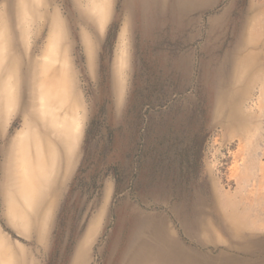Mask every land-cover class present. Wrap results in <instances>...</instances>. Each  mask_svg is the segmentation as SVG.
I'll return each instance as SVG.
<instances>
[{
	"label": "rangeland",
	"instance_id": "obj_1",
	"mask_svg": "<svg viewBox=\"0 0 264 264\" xmlns=\"http://www.w3.org/2000/svg\"><path fill=\"white\" fill-rule=\"evenodd\" d=\"M169 4L0 0V264H264V0Z\"/></svg>",
	"mask_w": 264,
	"mask_h": 264
},
{
	"label": "snow or ice",
	"instance_id": "obj_2",
	"mask_svg": "<svg viewBox=\"0 0 264 264\" xmlns=\"http://www.w3.org/2000/svg\"><path fill=\"white\" fill-rule=\"evenodd\" d=\"M151 4L156 9H163L170 6L169 0H151Z\"/></svg>",
	"mask_w": 264,
	"mask_h": 264
},
{
	"label": "bare ground",
	"instance_id": "obj_3",
	"mask_svg": "<svg viewBox=\"0 0 264 264\" xmlns=\"http://www.w3.org/2000/svg\"><path fill=\"white\" fill-rule=\"evenodd\" d=\"M173 258H175V256L174 255H171ZM166 258V257H165ZM186 258V262L187 263H185V264H190L191 263V261H190V258H189V256L188 257H185ZM168 261H167V263L168 264H184L183 263V261L181 260V258H179V260H178V262H175L174 260L173 261H171L170 259H168V258H166ZM165 260V259H164Z\"/></svg>",
	"mask_w": 264,
	"mask_h": 264
},
{
	"label": "crops",
	"instance_id": "obj_4",
	"mask_svg": "<svg viewBox=\"0 0 264 264\" xmlns=\"http://www.w3.org/2000/svg\"><path fill=\"white\" fill-rule=\"evenodd\" d=\"M147 229H145V231H146ZM144 236H145V232H144ZM199 264H204V263H202L201 261H200V263Z\"/></svg>",
	"mask_w": 264,
	"mask_h": 264
}]
</instances>
